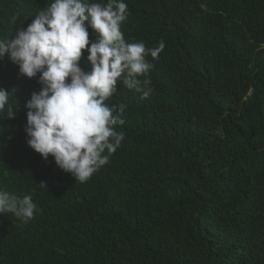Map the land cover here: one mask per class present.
I'll use <instances>...</instances> for the list:
<instances>
[{
	"label": "trees",
	"instance_id": "trees-1",
	"mask_svg": "<svg viewBox=\"0 0 264 264\" xmlns=\"http://www.w3.org/2000/svg\"><path fill=\"white\" fill-rule=\"evenodd\" d=\"M53 2L0 0V39ZM123 2L126 42L165 48L146 56L148 98L121 78L105 101L125 105L124 139L85 182L29 146L26 104L41 74L0 58L16 108L0 112V191L37 205L26 223L0 213V264H264V0Z\"/></svg>",
	"mask_w": 264,
	"mask_h": 264
},
{
	"label": "clouds",
	"instance_id": "clouds-1",
	"mask_svg": "<svg viewBox=\"0 0 264 264\" xmlns=\"http://www.w3.org/2000/svg\"><path fill=\"white\" fill-rule=\"evenodd\" d=\"M127 7L123 0H109L107 5L54 0L26 29L21 27L11 38L0 39V58L7 55L18 64L22 76L41 74L42 88L26 104L29 146L46 161L54 157L57 166L79 182L107 164L124 139L115 126L124 124L125 105L105 104L117 91L118 80L122 78L129 89L141 92L142 99L154 91L148 75L154 65L146 56L157 59L165 42L160 40L151 49L143 42H126L120 25ZM11 22L15 24V16ZM88 25L97 34L95 42L90 41ZM84 50L90 53L88 73L80 67ZM9 96L10 92L0 89V112L7 106V117L15 118ZM39 186L47 188L44 181ZM36 210L31 195L21 199L0 191V213H13L26 223Z\"/></svg>",
	"mask_w": 264,
	"mask_h": 264
}]
</instances>
